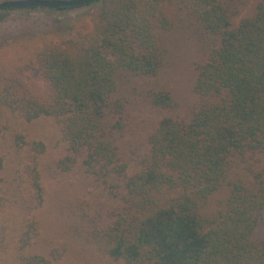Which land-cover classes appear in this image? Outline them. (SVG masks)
<instances>
[{
    "label": "trees",
    "instance_id": "obj_1",
    "mask_svg": "<svg viewBox=\"0 0 264 264\" xmlns=\"http://www.w3.org/2000/svg\"><path fill=\"white\" fill-rule=\"evenodd\" d=\"M100 3L91 15V30L36 53L31 70L45 93L34 95L18 81L17 71L0 84V105L25 121L55 118L68 147L57 168L70 171L83 153L85 172L117 191L119 185L110 182L123 178L127 169L116 145L124 107L113 99L117 76L157 75L163 52L156 32L170 30L171 16L185 13L189 25L195 23L211 43L207 61L197 66L198 104L187 120H160L141 170L126 178L120 194L113 192L119 205L97 242L124 264H264V171L247 167L251 175L237 170L231 177L237 158L264 156V2L236 27L228 0ZM150 102L166 110L176 105L167 91L153 92ZM110 114L115 122L108 120ZM16 145L27 146L19 179L27 184L22 207L31 212L42 202L37 163L45 146L21 136ZM224 186L230 192L222 207L204 213L208 198ZM35 235L37 225L28 221L19 249ZM26 263L53 261L36 255Z\"/></svg>",
    "mask_w": 264,
    "mask_h": 264
},
{
    "label": "rangeland",
    "instance_id": "obj_2",
    "mask_svg": "<svg viewBox=\"0 0 264 264\" xmlns=\"http://www.w3.org/2000/svg\"><path fill=\"white\" fill-rule=\"evenodd\" d=\"M6 0H0L3 2ZM235 10L232 26L251 17L264 0H228ZM100 2L73 9L10 8L0 10V84L20 71L18 81L34 95L42 96L45 86L32 73L36 53L50 44L74 37L79 31L91 30V15ZM173 14V13H172ZM170 30L156 32L163 52V62L155 76H134L119 73L113 99L123 103V130L117 136L118 155L127 166L123 178L111 181L119 185L109 188L85 172L84 154H80L72 169L62 172L56 163L67 155V143L62 141L61 126L52 117L25 121L18 113L0 105V264H27L26 259L42 256L53 264H124L106 254L97 242V233L113 220L119 205L114 193H121L126 178L139 172L149 154L148 139L160 120L166 116L189 119L198 104L194 92L197 66L204 64L211 50L210 39L185 13L171 16ZM193 24V22H192ZM170 92L175 101L171 110L153 106L150 94ZM110 122L116 118L108 116ZM21 136L27 143L41 141L45 151L38 158V171L43 188L42 202L28 212L22 207L21 192L27 187L19 179V171L27 162V146L16 145ZM233 164L231 177L237 170L251 175L247 167L264 171V156L246 153ZM224 186L207 200L204 213L216 212L229 196ZM28 221L37 225V235L23 250L19 239ZM262 227V226H261Z\"/></svg>",
    "mask_w": 264,
    "mask_h": 264
},
{
    "label": "water",
    "instance_id": "obj_3",
    "mask_svg": "<svg viewBox=\"0 0 264 264\" xmlns=\"http://www.w3.org/2000/svg\"><path fill=\"white\" fill-rule=\"evenodd\" d=\"M102 0H6L0 2V10L6 8H66L87 5Z\"/></svg>",
    "mask_w": 264,
    "mask_h": 264
},
{
    "label": "flooded vegetation",
    "instance_id": "obj_4",
    "mask_svg": "<svg viewBox=\"0 0 264 264\" xmlns=\"http://www.w3.org/2000/svg\"><path fill=\"white\" fill-rule=\"evenodd\" d=\"M6 9H10V8H6ZM3 10V9H2Z\"/></svg>",
    "mask_w": 264,
    "mask_h": 264
}]
</instances>
